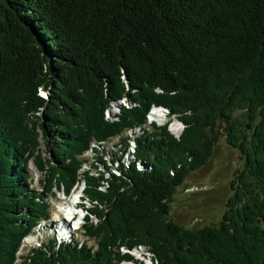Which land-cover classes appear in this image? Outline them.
<instances>
[{
  "label": "trees",
  "instance_id": "1",
  "mask_svg": "<svg viewBox=\"0 0 264 264\" xmlns=\"http://www.w3.org/2000/svg\"><path fill=\"white\" fill-rule=\"evenodd\" d=\"M124 98L137 105L106 122ZM151 105L175 114L181 136L144 129L132 155L152 169L111 173L119 157L97 147L118 137L124 153ZM217 119L243 163L219 221L184 225L170 201L211 154ZM37 128L54 159L35 152ZM80 182L96 248L49 239L19 256L49 217L45 196ZM139 246L153 264H264V0H0V264H145L128 254Z\"/></svg>",
  "mask_w": 264,
  "mask_h": 264
},
{
  "label": "rangeland",
  "instance_id": "2",
  "mask_svg": "<svg viewBox=\"0 0 264 264\" xmlns=\"http://www.w3.org/2000/svg\"><path fill=\"white\" fill-rule=\"evenodd\" d=\"M158 90L159 89H156V91ZM40 93L43 96H46L44 91H41ZM136 105V102H130V100H126L125 98L120 99L118 101L112 102L108 108H105L103 117L106 122L113 123L114 120H118V114L120 113L121 106L126 108ZM36 114L38 115V113ZM232 115L233 118L234 116L236 118L240 116L239 110L233 111ZM165 122H167V124L169 123L165 126L167 132L178 140L181 136L184 124L178 120L175 114L171 115V112L168 111L165 106L151 105L148 112V117H146L142 128L133 127L124 131V135L131 137L129 147L124 151V153L121 152L122 146L119 143L118 137H111L107 141L103 142L99 148L97 147L99 151H106V161L108 158H111L112 156L114 157L115 155L119 157V162H108V171L120 175L119 166L121 164H125L126 166L129 165L133 160H136L132 155L136 147L135 138L141 135L144 129L149 130L154 125L162 126V123ZM224 127L225 123L221 121V119H217L213 130L215 145L211 154L206 159V161L203 162L199 169L193 170L188 174L186 177L187 181L184 183V185H182L180 188H177L173 193V200L170 201L171 215L184 225L200 227L205 224L218 222L226 206V202L233 192L231 189V187H233L232 181L235 179L238 169L242 166L243 157L240 151L236 147H233L229 143L228 139H226ZM249 129L250 128H248V130ZM35 134L37 137L36 140L38 141L35 152H40L44 159H54L49 153L50 146L47 144L42 132L37 128ZM95 157L96 155H94L90 150L85 152L83 158H86L88 163H86V165L83 167H88V164H90L91 160ZM142 161L143 160L140 159L136 160V169L139 171H150L151 169L149 168V164H147L145 161ZM101 165L95 162L94 167L96 166L97 169L102 173L109 174V172L106 170L107 167ZM141 165L145 166L141 168ZM179 166L180 165L177 167ZM27 170L30 176L28 180L29 189L33 190L39 188L42 172L36 167L33 159L29 161ZM82 188V183L76 185L75 188L71 190L73 191V194H70L69 197L63 196L61 191H57L54 194L50 193L45 196L46 204L49 206L50 216L41 218L37 226L32 230L34 236L33 238L35 239V241H32L33 243H28L27 241L23 240L20 250L18 251L19 256L28 253V250L30 249L29 247H37L39 244L42 245L43 242L45 243L51 238H54L55 242L58 244L61 242V234L52 235L53 226L60 225L59 223L55 224L53 218L51 217V214L56 213L57 211L63 212L64 218L68 220L70 229L68 228L66 232H73V237L76 239L77 243L92 245L94 248H96L95 240L89 239L84 234L83 229H79L78 231L73 230L78 223L84 224L82 216L72 221L66 215L68 212L74 211L73 207L75 206L72 205L67 207V204L69 201L73 203V201L76 200V197L81 194ZM90 206L91 204L88 202L86 195L82 196L80 207L77 205L79 208L77 213L85 217L84 212ZM90 219L96 221L97 217H91ZM68 233L64 235L65 237H63L64 240L62 241L70 242L71 239ZM125 251V249L121 250V252ZM128 254L132 256L134 261H143L145 264H153V256L145 247L139 246L136 249L130 251ZM20 261H22L21 257L17 259L16 264H19ZM71 264L76 263L72 260ZM121 264L132 263L123 262Z\"/></svg>",
  "mask_w": 264,
  "mask_h": 264
},
{
  "label": "bare ground",
  "instance_id": "3",
  "mask_svg": "<svg viewBox=\"0 0 264 264\" xmlns=\"http://www.w3.org/2000/svg\"><path fill=\"white\" fill-rule=\"evenodd\" d=\"M166 110V109H165ZM164 110V111H165ZM113 114V113H112ZM161 122V121H160ZM180 128H181V125H180ZM178 130V129H177ZM176 130V131H177ZM181 130V129H180ZM131 161V160H130ZM62 227H64V228H68V220L66 219V218H64L63 216L61 217V224H60ZM138 250H140V249H138ZM140 251H142V250H140Z\"/></svg>",
  "mask_w": 264,
  "mask_h": 264
},
{
  "label": "water",
  "instance_id": "4",
  "mask_svg": "<svg viewBox=\"0 0 264 264\" xmlns=\"http://www.w3.org/2000/svg\"><path fill=\"white\" fill-rule=\"evenodd\" d=\"M246 126H247V128H249V125L248 124H246Z\"/></svg>",
  "mask_w": 264,
  "mask_h": 264
}]
</instances>
